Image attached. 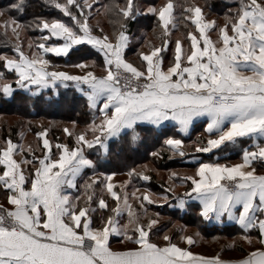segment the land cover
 I'll list each match as a JSON object with an SVG mask.
<instances>
[{"label":"crops","instance_id":"crops-1","mask_svg":"<svg viewBox=\"0 0 264 264\" xmlns=\"http://www.w3.org/2000/svg\"><path fill=\"white\" fill-rule=\"evenodd\" d=\"M133 1L126 13L133 7L134 20L144 12L157 14L160 34L134 35L129 27L109 44L85 30L80 37L76 26L78 33L61 37L56 49L40 46L46 58L67 56L83 44L101 56L59 70L41 61L46 67L36 78L43 79V90H32L57 95V86L72 85L94 117L82 133L54 139L35 131L5 142L4 206L25 230H0V264H264V1L249 2L229 22L195 7L190 25L179 18L174 0L157 12L153 4ZM93 60L106 67L119 63L152 85L124 94L108 77L96 76L94 66L80 71ZM17 88L5 87L7 96ZM217 93L234 96L237 105L214 107L210 99ZM142 127L167 136L165 146L175 162L159 170L172 168L176 175L159 183L167 191L179 188L177 195L153 202L151 191H140L147 189L150 175L112 171L105 174L96 202L87 199L84 180L96 169L92 149L105 157L111 142ZM234 179L240 182L234 191L221 185ZM152 204L182 221L189 212L194 220L179 224L177 236L170 231L174 225L149 227ZM216 233L232 240L239 235L241 245L223 241L219 247ZM86 236L95 240L93 255L81 248Z\"/></svg>","mask_w":264,"mask_h":264},{"label":"trees","instance_id":"trees-1","mask_svg":"<svg viewBox=\"0 0 264 264\" xmlns=\"http://www.w3.org/2000/svg\"><path fill=\"white\" fill-rule=\"evenodd\" d=\"M52 0H0V11L6 13L9 17L22 23L31 35H36L40 32V26L44 20H52L63 17L62 7ZM130 0H100L103 4L111 6L114 11H110V24L112 29L118 33L127 28H131V33L139 34L140 32L150 33L157 36L160 34V19L157 14L151 15L144 12L137 16L134 20L133 16L136 14L135 9L131 14H127V6ZM135 1V0H134ZM145 1L149 4L157 5V2L164 3L169 0H137ZM178 4L179 18L186 25L191 24L190 12L196 6L203 9L206 17L222 19L225 22L234 21L242 8L246 7L247 0H174ZM161 3V4H162ZM249 4V2H248ZM247 4V5H248ZM60 7V8H59ZM72 9H75V7ZM71 9V10H72ZM69 23H72L70 17L65 18ZM184 24L180 26L184 27ZM30 35V34H29ZM47 42V41H46ZM14 41L0 30V79L6 77L14 78L13 71H8L6 66V56L14 55L12 47ZM50 61L57 66L65 64L66 66L79 64L88 58H95L96 61H101L102 58L95 52L90 45H80L67 55L56 57L54 55H47ZM0 80V116H15L23 123L26 120L31 124H27V129L30 133L45 129L46 124L42 127L38 126V119L52 121L55 126H51L54 132L53 138L57 139L60 130L63 126H58L61 123L77 122L81 126L89 124L91 117H94V112L91 106L88 105L87 100L79 92L76 91L72 85L57 86V95H53L51 91L46 93L35 94L29 93L17 88L11 97H8L5 92V85ZM13 88H16V83H12ZM19 120L15 123L9 124L7 121L3 122L0 119V163L2 157V148L7 139L18 140L19 136ZM89 122V123H88ZM40 127V128H39ZM40 131V130H39ZM52 135V134H51ZM164 137L163 134H158L150 127L135 128L133 131L120 137L118 140L110 143V150L107 155L102 156L101 152L94 151V159L96 162V169L91 170L84 180V192L88 198H93V202L99 197L100 188L105 181V174L109 172H127L131 173L140 166H143L148 161L155 163L157 167L170 166L168 158L170 151L165 146V143L156 144L157 141ZM155 146L163 147L164 152L160 155L159 160H155L158 154L154 156L157 151ZM161 153V152H160ZM1 166V165H0ZM149 170L147 175H152L153 178L157 175ZM132 173V175H133ZM136 177L141 176L134 173ZM149 185L155 186L159 192L163 191L161 183L152 179ZM156 182V183H155ZM1 186V185H0ZM110 205V204H109ZM112 205V203H111ZM107 213L111 212L113 205ZM176 216V215H175ZM178 217V216H177ZM184 221L193 222L194 216L189 212H185L181 216ZM191 217V218H190ZM215 231H221L215 228Z\"/></svg>","mask_w":264,"mask_h":264},{"label":"rangeland","instance_id":"rangeland-1","mask_svg":"<svg viewBox=\"0 0 264 264\" xmlns=\"http://www.w3.org/2000/svg\"><path fill=\"white\" fill-rule=\"evenodd\" d=\"M255 1H264V0H247L246 6L248 2H255ZM52 2L55 3L56 5L58 3L59 6L62 7L63 17L58 18V19H52L50 21L44 20L40 26L38 25V28L40 27L39 28L40 32H37L36 35H33V36L31 35V33L28 32V30L25 28V26L22 23L18 22L17 20L12 19L3 11H0V30L3 31L5 35L10 37V39L14 41V45L12 47V51L14 55L6 56V66H7L8 71H13L15 75H14V78L6 77L3 80L0 79L1 82H3V84L5 85V87L11 85V87L13 88L14 86L12 83L15 82L16 86L19 87V89L28 91L29 93H32V90L33 92L39 91L41 89L43 90V79L36 78L37 76L42 77V68L46 67L43 64H41V61L42 62L48 61L50 64L49 68L54 69V70L55 69L57 70L65 69L66 65L59 64L57 66H54V64L50 61L49 58L44 57V54L41 51L40 46H45L46 44L47 46L48 45L52 46L51 49H56L55 45L58 42L57 40H59L61 37H69V36L73 37L74 34L78 33L77 27L82 29L81 35H79L80 37L83 36V31L85 30V32L88 31L92 34L102 36L104 40L106 41V43H109V44H112L111 43L112 40L117 38L119 33L122 32V31H119L118 33H116V31L112 29V26L110 24V21H111L110 11H114V10L111 8V6L105 5L103 4V2H100V0H52ZM133 2L136 3L135 1ZM161 3L162 2L159 1L157 2V5H154L155 12L159 11V9L162 7L163 4ZM72 7L73 8L75 7V9H72ZM128 7H129V4L127 8ZM176 7L178 10L179 9L178 4H176ZM196 7H199V6H196ZM133 9H134L133 7L130 8L129 13L127 14L128 15L131 14V11ZM192 11L190 12V14L192 13ZM66 16L70 17V20L72 21V23H69L65 19ZM72 16L76 17V21L74 19H71ZM85 65L86 66H82L79 68L80 71L86 72L87 70H89L87 68L88 66H91V67L94 66V70H96V76L104 75L108 77L111 83H113L114 86H116V88L118 87L119 91H121L122 93H124V91L121 88V84L124 86V84L126 83V81L123 80V77H126L124 76V74H127V76L136 75V76H140L142 79H145L147 81L145 85V89H144L145 91L147 87H151L152 85V83H150V78H148L147 76H142L138 73H135L132 70L130 71L129 69L125 68L123 65L119 63H116V65H112V66L110 65L109 67H106V65H103V66L98 65L96 61L93 60V62L86 63ZM18 77H20L24 81L18 80L17 79ZM32 77H35L33 78L34 84L30 83V79H32ZM18 81H21V82L18 83ZM35 94L37 95L41 93H35ZM0 119L3 120V122L7 121V123L9 124H13L15 123L14 121L19 120V118L15 116H6V115L0 116ZM22 121L23 123L19 120L20 128H19L18 136L19 138L24 140V138L29 137V135H31L30 131H28L27 129V124H31V122L29 123L26 120H22ZM35 122H37L38 126L40 127L46 124L45 129H39L41 132L46 131L47 135L48 134L50 135L52 134V136L54 135L55 131L54 132L52 131L51 126H55L56 124L54 125L52 121H48V120L44 121V120L38 119ZM58 126H63L62 129L60 130V134L58 138H62L63 134H66V132L67 133L71 132L74 134L76 132L82 133V131L85 130L84 128L85 126L83 127L79 125L77 122L76 123L75 122L61 123V124H58ZM98 130H99V127L97 125L94 126L90 131V136L94 137L96 133L98 132ZM167 141H168L167 136H164L161 138V140L157 141L156 144L166 143ZM154 148H156L155 150H157L154 153V156L158 154L155 160H159L161 157L160 155H162V153L164 152V148L163 147L161 148L159 146H155ZM92 151L94 152L95 149H92ZM173 156L174 155L172 153V156L168 158L169 165L174 164L175 162L172 159ZM149 170H152L151 173L154 172L157 175V177L155 178H153L152 175H150V177H152V179L156 182L163 183L164 181L163 179L168 178L169 180L170 178L176 175L174 174L175 170L172 168H169L163 171L159 170V167H157L155 163H153L152 161H148L143 166H140L139 169L134 171V173L137 172V174L145 175L148 177L149 175H147L146 173H148ZM146 186H147L146 187L147 189H142L140 191H145L147 193L151 191L150 194L152 195L153 202H158V203L164 202L165 198L163 196L168 195V198H170L171 196L177 195V192L179 189V188H173L172 190H168V191L166 189H163L162 192H159V190L155 189V186H152V185L151 186L146 185ZM172 186H173V183H172ZM134 189L137 190V188H134ZM169 191H172V192L174 191L175 193L173 192L172 194ZM2 193H3V190H2V187L0 186V197L1 198L3 197L0 203L3 204V206L4 205L6 206V201H5L6 197H4ZM148 211L149 212L152 211L151 217H153V219L150 220L151 222H150L149 227L155 226L157 228L159 226L161 229H164L167 226L174 225V227L171 228L170 231L172 234H176L175 236H177V234L180 232V230L178 233L176 231L178 230L177 227L179 224L184 223L186 225H191L188 222L186 223L185 221H182L181 219H177V217H173L172 215L168 213L165 214L164 213L165 210L163 211L161 209V206L156 207L154 204H152V210L148 209ZM159 230L160 229H158V231ZM216 236L217 237L213 240V242L214 244H217V246L219 247H222L223 241L228 244L230 243L231 246L233 244L238 247L241 245V241H239V238H240L239 235L236 236L234 240L223 237V235L219 233H216ZM208 253H212V251L209 249ZM236 255H239V253L236 252V254H233V256H236Z\"/></svg>","mask_w":264,"mask_h":264},{"label":"built area","instance_id":"built-area-1","mask_svg":"<svg viewBox=\"0 0 264 264\" xmlns=\"http://www.w3.org/2000/svg\"><path fill=\"white\" fill-rule=\"evenodd\" d=\"M123 80L126 81L124 86L121 84V88L124 91V94H132L133 92H141L145 91V85H146V80L142 79L140 76L136 75H131L127 76V74H124ZM145 80V81H144ZM211 104L214 107H225V108H232L237 105L236 98L234 96L228 97L225 96L221 93H217L213 95L210 99ZM239 180L234 179L231 181L223 180L221 182V185L223 187H226L232 191L236 190L239 188ZM0 230H3L5 232H22L25 230V227L21 222L17 220V217L13 210L11 208L5 207L0 203ZM51 230H43L42 233L46 237L51 236ZM95 240L92 239L89 236H86L82 239L81 242V248L83 250L90 254L93 255L95 252Z\"/></svg>","mask_w":264,"mask_h":264}]
</instances>
